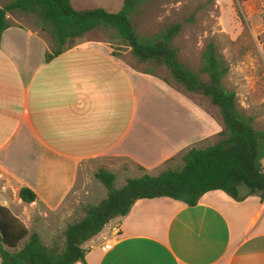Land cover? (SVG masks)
Listing matches in <instances>:
<instances>
[{
  "label": "crops",
  "instance_id": "0c3cea01",
  "mask_svg": "<svg viewBox=\"0 0 264 264\" xmlns=\"http://www.w3.org/2000/svg\"><path fill=\"white\" fill-rule=\"evenodd\" d=\"M70 2L77 11L106 9ZM51 46L21 25L0 38V206L47 247L80 205H97V169L115 184L154 177L221 131L190 93L131 67L107 41L81 40L47 62ZM21 188L35 202L23 204ZM82 248L84 264H264V201L235 202L219 190L195 207L138 200Z\"/></svg>",
  "mask_w": 264,
  "mask_h": 264
},
{
  "label": "trees",
  "instance_id": "16d2710c",
  "mask_svg": "<svg viewBox=\"0 0 264 264\" xmlns=\"http://www.w3.org/2000/svg\"><path fill=\"white\" fill-rule=\"evenodd\" d=\"M148 1L124 0L119 12L109 13L102 8L77 11L70 0H11L0 8V38L11 26L7 16L14 12L33 16L36 26L52 41L46 55L48 62L95 29H111L116 33L113 39L129 48L136 64L165 69L181 89L161 78L167 85L202 96L218 110L222 127L218 140L206 148L189 149L180 167L166 163L157 176L127 179L120 189L114 187L112 173L99 169L94 177L105 188L106 197L96 206L82 208L81 217L62 232L60 244L45 246L36 233H29L8 209L0 206V264H84L83 244L111 220L125 217L138 200L168 198L195 207L204 194L219 190L235 202L250 196L264 201V132L254 129L253 120L237 108L234 93L224 88L228 67L208 44L201 54L199 72L187 69L173 43L180 31L178 24L150 37L139 36L132 26V16ZM140 71L156 76L148 68ZM18 198L27 205L36 200L26 188L18 191Z\"/></svg>",
  "mask_w": 264,
  "mask_h": 264
},
{
  "label": "rangeland",
  "instance_id": "374dc122",
  "mask_svg": "<svg viewBox=\"0 0 264 264\" xmlns=\"http://www.w3.org/2000/svg\"><path fill=\"white\" fill-rule=\"evenodd\" d=\"M11 0H0V8ZM88 8L102 6L110 13H117L122 8L123 0H84ZM107 5H104V4ZM264 0H149L132 16V26L139 36L150 37L169 25H180V31L173 43L178 49V59L187 69L198 73L201 54L208 44H212L228 67L223 79V86L234 93L236 106L246 117L253 120L255 130L264 132ZM13 25H21L41 33L52 44L50 36L36 26V19L30 15L14 12L7 16ZM116 33L111 29L99 27L84 35L80 40H103L110 43L113 54L116 53L131 67L139 70L150 69L156 76L174 84L165 69L138 65L132 59L129 48L114 40ZM128 52L127 54H125ZM123 55V56H122ZM205 79V77H203ZM195 102L203 106L217 118L221 126L218 110L207 99L189 94ZM222 129V127H221ZM218 140V137H217ZM102 169V168H101ZM264 169V160H263ZM91 176V182L99 187L94 201L98 204L106 197L105 188ZM126 181V180H125ZM2 180L0 179V183ZM125 184V183H124ZM119 178L114 187L124 185ZM80 205L77 213L82 215ZM92 206V205H91ZM61 238L54 242L61 243ZM53 242V243H54Z\"/></svg>",
  "mask_w": 264,
  "mask_h": 264
},
{
  "label": "built area",
  "instance_id": "2783aa9c",
  "mask_svg": "<svg viewBox=\"0 0 264 264\" xmlns=\"http://www.w3.org/2000/svg\"><path fill=\"white\" fill-rule=\"evenodd\" d=\"M262 16L264 17V13L262 14ZM110 244H105L102 248H101V250L103 251V252H105V251H108L109 249H110Z\"/></svg>",
  "mask_w": 264,
  "mask_h": 264
}]
</instances>
